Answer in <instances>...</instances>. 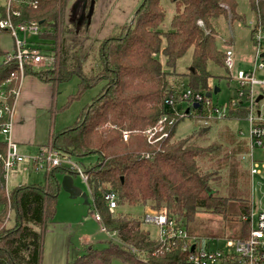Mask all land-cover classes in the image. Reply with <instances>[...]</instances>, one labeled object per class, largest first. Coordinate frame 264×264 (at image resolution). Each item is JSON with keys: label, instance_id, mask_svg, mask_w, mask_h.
Returning <instances> with one entry per match:
<instances>
[{"label": "trees", "instance_id": "1", "mask_svg": "<svg viewBox=\"0 0 264 264\" xmlns=\"http://www.w3.org/2000/svg\"><path fill=\"white\" fill-rule=\"evenodd\" d=\"M240 1L249 5L254 17L251 24L247 14L240 12ZM172 2L176 13L171 30L162 32L166 12L161 0H142L133 17L134 22L122 27L119 36L111 35L99 43L98 71L92 76L83 71L87 55L82 58V47L63 38L68 31L77 32L65 26L67 0H15L12 4L11 12L20 13L19 17H13L15 23L39 22L44 33L38 40L52 41L57 47L53 51L52 67L38 71L27 65L26 76L34 75L41 81L53 83L67 82L73 76H79V94L103 84L101 92L82 109L72 126L53 133L50 144L62 156L72 159L96 156V163L83 171L88 176L93 206L102 218L101 226L114 234L116 240L109 241L101 249L89 247L66 264H112L116 259L128 264L185 261L187 255L181 249L182 241L155 240L143 229L142 217L111 213L105 200L109 192L117 195L119 206L165 209L185 229V224L193 221L198 210L227 214V198L221 195L219 186L221 173L212 167L205 168L212 162H207L206 158H215L220 146H200L192 140L211 127H204L185 139H176L177 128L186 117H175L174 125L168 128V137L154 145L148 143L144 131L166 114L173 117L172 109L185 104L183 91L179 89L183 87L172 88L170 77L186 78V88L201 95L213 92L215 87H220L221 80L229 78L225 51L217 44L215 20L224 18L230 25L249 26L256 45L254 31L261 29L264 32V0ZM6 17L7 9L0 4V20ZM79 30L84 35L89 31L86 28ZM2 33L7 32L0 30ZM189 51L192 56L188 72L180 74L178 61ZM71 63L77 66L68 67ZM17 70L15 58L0 66V90L8 92L10 101L14 99L13 91L19 81L12 79L7 87L6 81ZM193 111L201 113L200 108H193L189 116ZM245 115L242 110L231 109L229 119ZM124 131L131 133L128 141L123 140ZM5 155L6 143L0 139L1 173ZM70 168L65 164L56 166L47 171L43 183L10 189L9 198L5 191L0 192L3 205L0 211V264H41L43 232L47 223L54 221L62 188L59 176L78 175ZM9 208L16 213L12 228L5 225ZM251 209L252 206L245 208L242 217ZM242 217L240 238L244 239L249 235L250 226L242 221Z\"/></svg>", "mask_w": 264, "mask_h": 264}, {"label": "rangeland", "instance_id": "2", "mask_svg": "<svg viewBox=\"0 0 264 264\" xmlns=\"http://www.w3.org/2000/svg\"><path fill=\"white\" fill-rule=\"evenodd\" d=\"M161 5L166 12V20L161 26V31L168 32L171 30V22L176 13L175 5L172 0H161ZM239 9L241 13L247 14L249 24L254 22V17L246 1H240ZM117 16L124 17L120 11ZM119 28L115 27L113 34L110 35L119 36ZM215 29L219 49L225 52L228 49H233L235 52V66L231 72L228 70L229 80H221L219 82L220 87H218L220 92L212 97L215 104L226 105L232 99L237 98L240 87V82L233 80L232 75L236 77V73L239 70L248 71L251 69L257 48L251 37L252 30L249 26L230 25L229 21L220 18L215 20ZM66 33L63 38H70L71 41H73L72 39H75V41H80L83 38L89 39L88 41L83 39L86 44L78 45L82 47L81 56L87 55V60L83 62V71L87 76L97 73L98 49L101 40L96 37L101 36H94L91 34L92 30L86 33L87 36L76 32L77 38H75L76 35H73V32L72 34ZM59 41L60 38H58L57 43ZM44 42L48 45V47L44 45L43 52L45 54L56 50L55 43L52 41ZM12 50V37L7 33L0 34V60H4ZM48 50L50 51L48 52ZM191 56L192 52L189 51L184 58L178 61V73L188 72ZM161 61H165L163 57H161ZM51 64L47 61L43 68H50ZM75 66L77 65L71 63L68 67ZM169 80L172 88L183 87L179 89L186 91V78L182 77L179 79V76H173ZM80 83L81 78L76 75L63 83L44 82L34 75L25 77L21 85V96L19 95L17 99L16 110L18 105L22 103L23 106L20 109L23 110L24 107L26 118L23 126L18 128L21 136V140L18 142V151L26 159L9 174V189H13L16 186L41 184L44 182L48 165L45 161L42 163L41 160H36L35 166L38 167L34 168V159L36 157L39 159V154L40 151L42 153L43 147L51 146L53 133H58L75 123L82 109L98 96L103 87V84L99 83L95 87L79 94ZM26 92H29V95L27 98H23V94H26ZM68 102L71 103L65 108ZM184 107L187 108L188 106L184 104ZM260 107L264 111V100L261 102ZM245 116L243 117L244 119ZM243 118L236 116L233 119L212 121L206 125L203 123L201 116L193 111L192 116H187L181 121L176 132V139H185L204 127H211L208 132H204L201 136H195L192 140L200 146H209L211 144L220 146L219 150L214 154L215 158H206L207 162L210 160L212 162H208L205 168L212 167V169L219 170L221 173L219 186L221 195L227 198V214H214L205 210H198L193 221L185 224L188 235L203 239L207 248L211 250L222 249L235 253L234 249L227 248L226 242L228 240L237 241L241 239V217L245 208L253 206L255 215L264 211V165H259L257 167L259 173L252 177L250 161L246 156L247 147L249 149V142L246 137L249 131V124ZM241 131H243L244 136L241 135ZM0 139H3L1 134ZM57 153L62 158L71 159L82 170L95 164L97 160L96 156L72 159L69 156H62L60 152ZM258 156L260 154L257 153L256 157ZM243 158H246V160L244 161ZM71 170L78 172L75 168ZM59 178L63 181L64 176H59ZM73 181L74 185L87 195L88 203H85L82 197L72 198L69 193L61 188L54 221L52 223L48 222L43 232L41 264H66V262H72L81 256L89 247L101 249L107 246L109 241L116 240V236L104 232L101 223L96 220L97 213L85 178L78 174L73 176ZM147 208L151 207L124 205L119 206L114 214L123 213L132 217H143ZM2 209L3 206L0 203V211ZM15 214V210L11 211L9 208L7 219L5 220L6 228L14 226ZM142 226L150 234L151 238L159 239V227L148 225L144 222H142ZM112 264L128 263L116 259Z\"/></svg>", "mask_w": 264, "mask_h": 264}, {"label": "built area", "instance_id": "3", "mask_svg": "<svg viewBox=\"0 0 264 264\" xmlns=\"http://www.w3.org/2000/svg\"><path fill=\"white\" fill-rule=\"evenodd\" d=\"M14 1L0 0V4L4 5L7 9L6 19L0 20V30L6 31L13 39V50L7 54L4 60H0V66L15 58L18 63V70L6 81V87L12 79L19 81L17 89L13 91V101L9 100L8 92L4 89L0 90V134L3 135V140L6 143V155L2 158L3 172H0V192L5 191L8 198L10 191L8 186L9 174L26 159L25 156L19 153L18 144L13 135L16 104L20 95L22 82L26 77V66L28 65L39 70L45 67L47 61L50 64L53 62L50 67L54 64V52L50 51L48 54L43 52L44 45H46L45 42L42 41L34 44L31 41L32 39H39L44 33L41 24L37 21L30 23H15L13 21L14 16H20L18 11L11 12ZM253 36L257 51L253 58L251 69L248 71L239 70L236 73V77L232 75L233 80L235 79L240 82L237 98L232 99L226 105H219L215 104L212 98L194 93L190 89H186L182 93L183 101L190 110H193L194 104H199V108L201 109L199 116H201L203 123L206 125L212 121L229 119L231 109L245 112V119L242 118L249 124V131L246 134L249 142L247 158L250 161L252 177L259 173L257 167L261 164L264 165V111L260 107L261 102L264 100V58L261 57L264 53L262 47L264 32L258 29V31H254ZM225 54V64L231 72L235 66V52L233 49H228ZM260 96H263V98L258 101ZM168 103L170 106L173 104L172 101ZM185 110L183 106L174 107L172 109L173 117L170 114H166L157 124L146 129L144 136L148 143L154 145L167 138L169 135L168 128L174 125L175 117L184 118L189 116L184 113ZM130 134L129 131H124L122 134L123 140L128 141ZM241 135L244 136L243 131H241ZM257 153L260 156L256 157ZM39 155V159L37 157L34 159L33 165H35L36 160H41L42 163L45 161L48 165L47 171H50L52 167L65 164L78 170V174H81L86 182H88V176L85 175V172L71 159L59 156L52 146L44 147L42 153ZM146 157H149V155L147 154ZM105 200L109 211L111 213L116 212L119 207L117 195L114 192H109ZM96 220L102 224V218L99 214H97ZM142 221L145 224L159 227V240L164 242L172 240L183 242L181 249L187 256L184 262L178 264H264V211L255 215L253 213V206L249 214L242 217V221L248 223L250 226L248 237L237 241L228 240L226 242L227 248L234 249L235 253L222 249L211 250L207 248V246H204L205 242L203 239L195 236L190 237L184 226L178 225L165 209L155 210L147 208ZM102 228L104 232H107L104 226Z\"/></svg>", "mask_w": 264, "mask_h": 264}, {"label": "crops", "instance_id": "4", "mask_svg": "<svg viewBox=\"0 0 264 264\" xmlns=\"http://www.w3.org/2000/svg\"><path fill=\"white\" fill-rule=\"evenodd\" d=\"M141 1L142 0H68L67 11L65 13V26H67L71 30H77V34H81L79 32V29L81 28H86L90 32L92 30L91 34H93L94 36L100 35L101 37L96 38H99L101 40L100 42H102L105 38L111 36L110 34H113L115 27H120L119 29H121L128 23L130 24L132 22ZM119 11L122 12L124 17L117 16V13ZM72 32L73 31H68V33L66 34H72ZM73 35L76 34L73 33ZM75 38H77V35L75 36ZM83 39H86L87 41L89 40L87 38ZM83 39L80 41H75V39H72L73 41H71L70 38H66V40L70 44L75 43L78 45L86 44L83 42ZM31 41L34 42V44L40 42L38 38L32 39ZM28 95L29 92H26V94H23V98H27ZM22 106V103L18 105L14 116L13 135L17 144L21 140V136L19 133L20 130L18 128L23 126V122L26 118L24 107L23 110L20 109ZM182 106L184 107V104ZM188 108L189 107L185 109ZM248 153L249 149L247 147L246 156L248 155Z\"/></svg>", "mask_w": 264, "mask_h": 264}, {"label": "water", "instance_id": "5", "mask_svg": "<svg viewBox=\"0 0 264 264\" xmlns=\"http://www.w3.org/2000/svg\"><path fill=\"white\" fill-rule=\"evenodd\" d=\"M133 22H134V20H132L131 24ZM261 57L264 58V53L261 55ZM219 92H220V89L218 87H215L213 92H209V93L206 94V97L212 98L213 95H216ZM262 98H263V96H260L258 98V101H260ZM193 108L194 109L199 108V104H194ZM189 113H190V108H188L186 110V114L189 115ZM206 131H207V129H205V132ZM61 186L67 193L70 194V196L72 198L82 197L85 200V203H88L87 195L85 193H83L79 188H77L74 185L73 177L71 175L64 176L63 181L61 182ZM193 249H194V247H193Z\"/></svg>", "mask_w": 264, "mask_h": 264}]
</instances>
